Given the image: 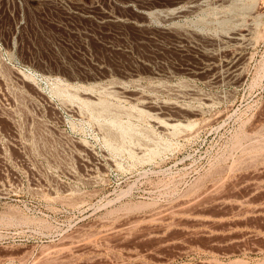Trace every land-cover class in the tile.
Returning <instances> with one entry per match:
<instances>
[{"label":"rangeland","instance_id":"rangeland-1","mask_svg":"<svg viewBox=\"0 0 264 264\" xmlns=\"http://www.w3.org/2000/svg\"><path fill=\"white\" fill-rule=\"evenodd\" d=\"M0 264H264V0H0Z\"/></svg>","mask_w":264,"mask_h":264},{"label":"bare ground","instance_id":"bare-ground-1","mask_svg":"<svg viewBox=\"0 0 264 264\" xmlns=\"http://www.w3.org/2000/svg\"><path fill=\"white\" fill-rule=\"evenodd\" d=\"M255 136V135H254ZM257 136V135H256ZM260 143V142H259ZM257 144V143H256ZM261 145V144H260ZM257 147V146H256ZM262 147V146H261ZM261 147H259V149L261 148ZM189 202V201H188ZM192 204V203H191ZM193 205V204H192ZM185 206V205H184ZM197 206V205H196ZM181 207V206H180ZM181 211V210H180ZM165 214H167V213H165ZM83 246H84V244H83Z\"/></svg>","mask_w":264,"mask_h":264}]
</instances>
